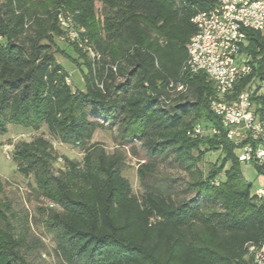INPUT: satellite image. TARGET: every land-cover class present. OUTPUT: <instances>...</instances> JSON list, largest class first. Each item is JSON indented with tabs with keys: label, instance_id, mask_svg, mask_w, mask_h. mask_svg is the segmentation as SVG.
<instances>
[{
	"label": "trees",
	"instance_id": "16d2710c",
	"mask_svg": "<svg viewBox=\"0 0 264 264\" xmlns=\"http://www.w3.org/2000/svg\"><path fill=\"white\" fill-rule=\"evenodd\" d=\"M216 1L0 0V135L9 124L36 130L45 124L60 142L84 152L80 161L65 157L55 170L57 156L43 136L14 147L32 192L50 201L36 207L37 219L55 240L59 264L251 263L247 247L263 239L264 202L243 177L239 149L223 134H187L197 124L222 128L210 109L213 83L203 72L183 70L196 31L191 19ZM60 8L80 11L99 56L82 65L84 89H72L54 56L76 62L56 46L64 32ZM241 56L251 72L236 90H253L254 110L264 119V91L258 92L264 33L247 29ZM115 123L119 146L138 139L149 154L137 167L140 196L121 173L119 146L108 151L91 142L96 130ZM211 149L219 157L204 170L199 163ZM170 152L190 175L191 198L174 200L169 185L153 181L155 157ZM249 162L264 174V165ZM1 195L0 264H31L22 250L30 219L13 211L0 179Z\"/></svg>",
	"mask_w": 264,
	"mask_h": 264
},
{
	"label": "rangeland",
	"instance_id": "374dc122",
	"mask_svg": "<svg viewBox=\"0 0 264 264\" xmlns=\"http://www.w3.org/2000/svg\"><path fill=\"white\" fill-rule=\"evenodd\" d=\"M98 12L96 19L102 16V7L97 5ZM58 13L62 12L69 17L72 22V30L77 32L84 40L83 47H80L73 40L60 41L56 46L59 49H65L70 57L75 58L73 62L61 52H54L56 61L67 70L69 79H71L72 89H84L85 82L83 72L85 66H82L86 60H91L92 55L98 53L92 47L88 29L80 21V11L74 8L57 9ZM101 22V20H100ZM264 33V32H263ZM76 47V48H75ZM92 49V54L88 50ZM55 51V48L52 49ZM99 58V56H98ZM95 58V59H98ZM81 65V66H80ZM258 82H254V88ZM258 92L264 91L263 83ZM191 93L186 91V99H191ZM118 124H109L105 130H96L93 134L91 142L106 148L108 151L113 150L119 145ZM37 136H43L48 139L53 146V151L57 156V160L53 163V168H61L64 158L75 159L80 161L84 155L82 149L73 147L72 145L60 142L57 138L51 135L45 124H42L39 129L25 128L17 124H9L8 131L0 135V179L4 183L5 195L10 198L12 209L18 215L23 217L25 215L30 219L29 230L25 235V243L22 247L25 257L31 264H59V259L55 255V240L53 236L47 233L43 224L40 223L37 206H46L50 201L44 197L37 199L36 193L32 192L31 185L33 184L32 178L26 177L17 169V162L14 159V147L19 141H31ZM122 150L125 160L121 173L130 182L132 192L140 196L144 188L140 185L139 177L137 175V167L143 161L149 160V154L138 139H133L125 146H119ZM240 151H237L239 154ZM219 157V150L211 149L206 152L203 160L199 165L204 169H208V165L217 161ZM155 169L153 171V181L163 185H169L172 189V198L180 200L182 197L191 198L194 192L188 188V181L190 175L182 168L173 152L167 155H157L155 157ZM228 166V165H227ZM240 169L245 181L251 183V193L254 194L255 190L264 187V174L256 171L254 166L249 161H241ZM3 200V195L0 196ZM36 217V218H35ZM21 225V223H19Z\"/></svg>",
	"mask_w": 264,
	"mask_h": 264
},
{
	"label": "built area",
	"instance_id": "2783aa9c",
	"mask_svg": "<svg viewBox=\"0 0 264 264\" xmlns=\"http://www.w3.org/2000/svg\"><path fill=\"white\" fill-rule=\"evenodd\" d=\"M57 21L64 31L58 39L73 40L83 47L84 40L72 30V20L60 12ZM191 21L196 31L186 44L183 70L190 74L203 72L213 83L216 92L210 109L220 119L222 128L197 124L187 134L191 137L223 134L238 147L239 161L264 165V119L254 110L253 90H236L237 83L251 72L250 63L241 56L246 30L264 32V0H217L209 9L196 13ZM88 50L92 54V49ZM91 58L94 61L98 56L93 54ZM176 89L181 91L184 85L178 83ZM254 195L264 202V187L256 189ZM247 253L250 264H264V236L258 245L249 244Z\"/></svg>",
	"mask_w": 264,
	"mask_h": 264
}]
</instances>
